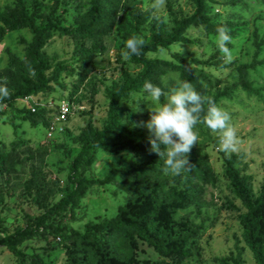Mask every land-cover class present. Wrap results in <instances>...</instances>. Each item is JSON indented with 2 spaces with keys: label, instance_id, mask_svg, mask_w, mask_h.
<instances>
[{
  "label": "rangeland",
  "instance_id": "rangeland-1",
  "mask_svg": "<svg viewBox=\"0 0 264 264\" xmlns=\"http://www.w3.org/2000/svg\"><path fill=\"white\" fill-rule=\"evenodd\" d=\"M18 0H0V11L13 8ZM31 13L39 10L37 25H45L55 0H24ZM155 0H136L143 10H150L148 21L135 27L130 6H121L119 19L107 40L106 50L92 62L80 60V51L87 45L83 40L66 35L54 34L43 52L47 63L63 62L75 73L63 72L60 83L53 90L41 92L39 101L54 103L66 99L77 110L64 122L57 124L52 137L47 136L42 124L33 126L25 117V103L19 99L12 106L0 105V153L6 154V177H0V235L18 228L33 225L34 219L58 203L71 185L68 182L69 168L81 151V134L88 126L102 128L108 119L109 100L106 92L114 84H122V69L137 75L142 66L132 56L122 55L124 41L131 37L147 40L151 32L170 33L176 21L194 12L190 0H166L159 8H153ZM90 8V0H58L54 18L63 26H72L76 19ZM207 13L215 23H230L231 43L227 45L232 59L226 62L218 47L217 35L208 34L202 27L193 26L185 31V41L159 48L148 53L147 58L174 61L173 54L181 53L184 58L201 61L220 60L221 67L201 64L191 65L195 73H207L209 83H204L207 96L230 115V124L240 140L237 151L226 154L219 149V133H213L203 123L195 126L198 132L197 145L188 156L190 164L194 158L206 154L215 176L205 193V204L180 210L173 227L176 235L194 231L195 235L187 246L189 255L183 258H166L138 241L136 259L139 264H218L215 257H225L232 264H257L253 252L247 247L239 215L245 212L241 201L235 196L233 186L226 174L224 157L240 154L234 167L241 175L251 176L249 188L257 196L264 181V0H210ZM32 40L29 29L8 32L0 43V87L8 93L14 92L22 82V76L11 64L12 57L26 58ZM259 63L248 71V80L255 91H245L239 85L238 67L241 64ZM28 75L32 72L27 68ZM167 92L181 84L179 74L170 72L160 78ZM8 94V95H9ZM3 99H0V102ZM167 100V98H166ZM140 112H135L137 107ZM120 108L133 112L125 118L121 135L110 143L96 149V160L89 167H81L83 176L90 179L105 177L112 167L147 155L150 151L149 132L146 128L133 127L139 121L147 122L151 111L158 107L142 91L130 93ZM80 107V109H79ZM141 145L139 150L129 146ZM122 180L106 185H93L82 198L79 206L71 211L64 208L52 218L56 227H67L83 231L86 224H97L116 216L119 206L128 200V193L119 187ZM28 254L38 253L46 264H65V247L58 235L46 232L33 237L20 246ZM235 261V262H234ZM0 264H17L13 254L0 249Z\"/></svg>",
  "mask_w": 264,
  "mask_h": 264
},
{
  "label": "trees",
  "instance_id": "trees-1",
  "mask_svg": "<svg viewBox=\"0 0 264 264\" xmlns=\"http://www.w3.org/2000/svg\"><path fill=\"white\" fill-rule=\"evenodd\" d=\"M194 4V12L176 21L173 30L168 34L151 32L144 41L141 55L132 56L134 62L142 66V70L135 76L126 69H122L123 83L114 84L106 92L109 100L108 119L105 125L98 129L88 126L81 134V151L70 165L68 182L71 185L66 195L58 203L48 208L43 214L34 219L33 225L18 228L13 232L0 235V249L10 251L17 259V264H46L38 253L28 254L20 246L25 241L37 236H44L46 232L58 235L65 247V264H139L136 259L138 241L152 247L158 255L176 259L189 255L188 245L195 233L189 231L176 235L173 221L180 210L191 206L201 207L205 204L206 188L213 183L215 176L210 167L206 154L194 158L190 170L176 176L164 172L165 156L149 152L140 158L112 167L103 178L90 179L83 176L80 168L89 167L96 160V149L103 144L117 139L123 130L125 118L133 117V112L120 108V103L127 100L130 93L143 90L145 81L161 87L167 92L160 78L170 72H177L181 82H190L201 95L205 92L204 83H209L207 73H195L191 65L210 64L221 67L220 60L201 61L197 58H184L181 53L173 54L174 61L150 59L146 55L159 48H168L172 44L185 41V31L193 26L202 27L208 34H218L220 27L232 28L230 23H215L207 13V2L210 0H190ZM58 0H55L50 11V18L45 25H37L36 18L39 10L29 12L24 0H18L13 8L0 11V43L8 32L29 29L32 40L26 52V58L20 60L12 57L13 64L22 76V82L16 86L14 92L4 98L0 105L12 106L15 101L29 95L53 90L54 86H63L60 78L63 72L75 73L74 68L63 62L54 65L47 63L43 52L47 42L54 34L66 35L72 39L83 40L87 43L80 51V60L92 62L101 55L107 46V40L119 19L121 6L129 5L135 27L143 26L150 16V10L143 11L136 0H90L89 10L81 15L72 26H63L54 18ZM259 62L241 64L238 67L239 85L245 91H255L248 80V71ZM27 68L32 72L28 75ZM228 94V90L215 97ZM166 102L162 97L160 103ZM208 105H204L205 112ZM53 110L38 107L35 112L24 110L25 117L30 124H42L48 129ZM203 115V114H202ZM163 147V146H162ZM139 150L140 143L129 146ZM240 154L224 157L226 174L233 186L235 196L241 201L245 212L239 215L243 236L247 247L253 252L257 264H264V181L257 196H253L249 188L251 176L241 175L235 169V161ZM7 156L0 153V177L5 178V185L9 183L6 177ZM122 181L119 187L129 195L128 200L119 206L116 216L101 223L85 225L83 231L56 227L53 216L64 208L74 211L80 204L88 189L93 185H106ZM0 194V198H1ZM218 264H232L225 257H215ZM235 262V261H234Z\"/></svg>",
  "mask_w": 264,
  "mask_h": 264
},
{
  "label": "clouds",
  "instance_id": "clouds-1",
  "mask_svg": "<svg viewBox=\"0 0 264 264\" xmlns=\"http://www.w3.org/2000/svg\"><path fill=\"white\" fill-rule=\"evenodd\" d=\"M165 2L166 0H155L152 6L159 8ZM217 33L218 47L224 54L225 61L230 62L232 56L227 45L231 43L232 37L229 35V30L226 27H220ZM143 46L142 38L131 37L124 41L122 55L125 58L139 56ZM143 92L147 93L148 99L159 106L150 110L151 116L147 122L139 121L134 123L133 127L148 130L150 151L160 157H166L164 167L166 174L179 176L193 166L188 156L193 146L197 145L198 132L194 131V128L199 123H203L213 133H219L221 151L226 154L237 151L240 140L230 124L229 113L219 108L212 98L198 93L190 82L183 81L178 88H173L166 93L161 87L145 81ZM8 94L6 87H0V99L6 98ZM162 97L167 98L163 104L160 103ZM205 104L208 105L206 112ZM140 111L138 105L135 112Z\"/></svg>",
  "mask_w": 264,
  "mask_h": 264
},
{
  "label": "built area",
  "instance_id": "built-area-1",
  "mask_svg": "<svg viewBox=\"0 0 264 264\" xmlns=\"http://www.w3.org/2000/svg\"><path fill=\"white\" fill-rule=\"evenodd\" d=\"M21 100L25 103L27 109L31 112H35L38 107L45 108L47 110H53V113L50 115V124L47 129V136L49 138L52 137V135L56 131L57 124L66 121L68 117L77 110V107L66 99H63L56 104L52 100L42 102L38 100L37 96L29 95Z\"/></svg>",
  "mask_w": 264,
  "mask_h": 264
}]
</instances>
